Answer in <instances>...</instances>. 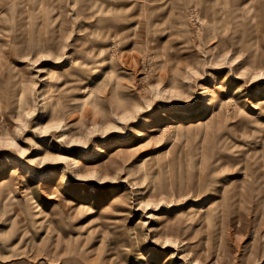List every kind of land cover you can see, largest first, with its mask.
I'll use <instances>...</instances> for the list:
<instances>
[{
  "label": "rangeland",
  "instance_id": "374dc122",
  "mask_svg": "<svg viewBox=\"0 0 264 264\" xmlns=\"http://www.w3.org/2000/svg\"><path fill=\"white\" fill-rule=\"evenodd\" d=\"M146 1L0 0V264H264V0Z\"/></svg>",
  "mask_w": 264,
  "mask_h": 264
},
{
  "label": "bare ground",
  "instance_id": "6f19581e",
  "mask_svg": "<svg viewBox=\"0 0 264 264\" xmlns=\"http://www.w3.org/2000/svg\"><path fill=\"white\" fill-rule=\"evenodd\" d=\"M142 1V0H141ZM159 1V0H158ZM170 1V0H169ZM245 1V0H244ZM136 2V1H135ZM146 2H148V0L146 1ZM149 2H151L150 0H149ZM218 2V1H217ZM223 3V2H222ZM137 4V3H136ZM140 4V3H139ZM210 4V3H209ZM216 4V3H215ZM144 5H145V1H144ZM235 6V5H234ZM213 7H215V6H213ZM212 7V9H214V12H215V9H216V7L215 8H213ZM195 9V8H194ZM202 10V9H201ZM213 11V10H212ZM217 11V10H216ZM227 12V11H226ZM0 13H1V10H0ZM210 14H212V13H210ZM202 15V14H201ZM213 15V14H212ZM208 16H209V14H208ZM213 17V16H212ZM255 17H256V15H255ZM259 17V16H258ZM204 18V17H203ZM209 18V17H208ZM208 18H206V19H208ZM200 19V18H199ZM205 18H204V20H206ZM211 19V18H210ZM201 20V19H200ZM212 20V19H211ZM254 19H251V22H254L253 21ZM255 21H256V19H255ZM205 22V21H204ZM46 23H48V20L46 21ZM256 23H257V21H256ZM263 39V38H262ZM242 51L243 50H245V49H241ZM246 51V50H245ZM241 59H238V61H240ZM255 60L253 59V62H252V64L253 63H255L254 62ZM261 64H253V65H251V70H249V71H247L246 73L247 74H249V75H253V76H258V75H263L264 74V63L263 62H260ZM75 73V71L74 70H72V69H70V70H68V69H66V70H61L60 72L58 71V70H51L50 72H49V74H48V77L49 78H51V80H52V85L54 86V88H53V90L51 91V93H50V96H49V102H48V107H50L51 108V111H52V109H54V107H56L55 105H56V102L57 101H55V96L56 95H61L67 88H68V85L73 81V79L71 78V77H73V74ZM71 79H72V81H71ZM88 83V82H87ZM86 85V84H85ZM7 87V86H6ZM217 87V86H216ZM225 87V86H224ZM8 91L10 92V89L8 88ZM6 89H1L0 90V99H6V98H8L10 101H11V103H10V105L13 107V106H15V108H21V107H23V100L25 101V98H24V95H23V92L22 91H18L17 89H15L14 91H12V94H10L9 92H8ZM3 93H7V96L5 97H3V96H1V94H3ZM219 93H220V95H221V93H223V91H219L218 93H217V95L214 97V99H212V101H211V105H215L216 104V102L217 101H219V103L220 104H223V103H225V102H228L230 99H231V97H229V96H224L225 94H222V98H219ZM14 97V98H13ZM62 97V96H61ZM64 98V97H63ZM246 101L248 102V98L246 99ZM63 102V101H62ZM250 102V101H249ZM251 103V102H250ZM64 104V103H63ZM256 104H258V110L257 111H259V112H257V113H254L253 114V117L255 118L257 115H259L260 113L262 114V115H264L263 113H264V98L263 99H261L260 101H258ZM55 110V109H54ZM242 111V110H241ZM59 112L58 111H55V113L53 112V113H50V116H55L56 114H58ZM180 114H181V116L182 117H186V114L185 113H183V112H180ZM217 114H220V112L218 111L217 112ZM258 117V116H257ZM56 119V116H55V118H50V120L51 121H53V120H55ZM163 121H161V122H163L164 124H155V125H153L150 129H149V133L150 134H153L154 132H162L163 131V129L164 128H167L168 130H175L176 129V131H180V130H185L186 128L188 129L189 127H191L193 124H184V122H181L179 125H182L183 127H181V126H179L178 125V123L176 122V120H172L169 116H164L163 117V119H162ZM207 122H210V120H208ZM212 127H213V124H212V121L210 122V123H208V124H205V125H203L202 126V128H203V132L205 133V134H209V132L211 131V129H212ZM43 127L41 126V129H42ZM48 128V127H47ZM49 129V128H48ZM162 129V130H161ZM52 131V132H51ZM50 131V134H54V132H53V130H51ZM48 132V131H47ZM263 145V144H262ZM262 153V151L260 152V153H257V154H261ZM256 154V153H255ZM107 154L105 153V154H101V157H103L102 159H104V158H106L107 156H106ZM259 158V157H258ZM261 158H262V156H261ZM77 162H75L76 164H75V166H77V167H79L78 165H80V159H78V160H76ZM255 165H257V164H255ZM257 167H258V165H257ZM259 168V167H258ZM24 171H25V173H26V175H25V177H27V178H31V177H33V175H35V173H34V171L32 170V169H30V168H24ZM73 172H79V169L78 168H75L74 170H73ZM9 181H7V180H1L0 179V195H2V193H1V189L2 188H8L9 187V183H8ZM23 191H25V189L23 190ZM52 191L53 192H58V189H56V188H53L52 189ZM218 194H219V192H217ZM222 195V194H221ZM52 197V196H51ZM56 197V196H55ZM214 197H216V196H214ZM213 197V198H214ZM226 197H227V195H226ZM119 198L124 202V198L122 197H120L119 196ZM118 198V199H119ZM60 199V203H62L65 207L67 206V205H69L68 203H67V201H65V199L64 198H59ZM221 199H222V196H221ZM116 200V199H115ZM114 200V201H115ZM229 201V200H228ZM216 202V201H215ZM214 202V203H215ZM219 202H216V204H218ZM215 204V205H216ZM74 205H76L75 207L73 206V204H71V206H72V208H70V210H73V211H82V210H85V209H81V204H74ZM219 206H221V207H225V203L223 202V201H221L220 203H219V205H218V207ZM117 208H119V207H117ZM212 212L213 211H211V210H208V211H206V212H202V213H199V212H197V211H191V210H188V212H185V213H180V214H176V215H171V216H168V215H166V216H164L163 217V221L161 222V226H160V230H162V233H164L165 235H170V234H175V233H180V231H182V230H184V228L185 227H187L188 225H189V223L191 224V223H193V221H195V222H200L201 220L202 221H206V220H208L210 217H211V215H212ZM84 213V212H83ZM65 214H67V213H65ZM175 216H178L177 218L175 217ZM44 220V219H43ZM66 222V221H65ZM62 224V223H61ZM60 224V225H61ZM192 225V224H191ZM60 227V226H59ZM69 227H71V226H69ZM72 228H74V227H72ZM191 228H192V226H191ZM90 231V230H89ZM91 232V231H90ZM89 232V233H90ZM63 233V232H62ZM76 233H78V230H77V232ZM84 244V243H83ZM81 250V249H80ZM112 257V256H111ZM117 259V258H116ZM111 260H112V258H111ZM114 261H115V263H116V260H114V257H113V260L112 261H109L110 262V264H111V262H113V264H115L114 263ZM118 264V263H117Z\"/></svg>",
  "mask_w": 264,
  "mask_h": 264
}]
</instances>
